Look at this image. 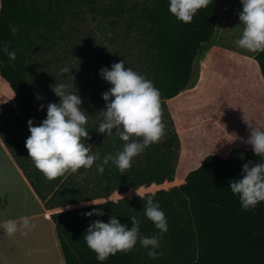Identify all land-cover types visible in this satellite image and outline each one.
Returning a JSON list of instances; mask_svg holds the SVG:
<instances>
[{"label":"trees","instance_id":"1","mask_svg":"<svg viewBox=\"0 0 264 264\" xmlns=\"http://www.w3.org/2000/svg\"><path fill=\"white\" fill-rule=\"evenodd\" d=\"M86 14L99 18V25L108 26L113 36L110 37L106 29L103 31L117 47L115 54L96 61L98 68L90 77L88 88L96 81L102 89L108 90L111 85L102 79L100 70L125 60L126 68L145 75L160 90L165 130L162 138L135 156L131 167L124 172L109 161L102 174L94 163L91 168L69 170L49 180L36 168L25 147L30 136L28 125L21 134L11 126L10 116L0 121V138L45 209L52 212L50 219L55 225L65 264H264V202L245 211L238 196L229 188L232 179L241 178L244 163L261 159L245 141L250 125L264 127V114L248 123L239 134L243 147L235 145L228 151L227 145L220 152L208 155L179 186L160 188L140 196L132 194L175 182L181 146L165 102L176 98L189 86L197 56L215 35L221 16L219 0H210L190 23L170 13L169 0H1L0 45L7 44L16 56L12 60L0 50V76L12 89L15 111L24 115V123L37 112H47L50 102H59L58 96L47 102L39 97L44 105L42 110L37 103L38 95L52 89L50 85L64 82L77 90L87 86L76 81L75 71H59L63 66L70 67L72 49L81 27L79 21ZM9 25H16L18 31L13 34ZM238 89L252 99L258 98L264 112V51L246 59ZM95 93L91 114L96 113L99 118L95 124L87 119L90 138L85 142L102 160L104 155L122 150L125 142L115 132L108 137L96 131L106 102L98 96L101 90ZM43 119L44 116L40 122ZM212 129L218 139V124L213 123ZM149 195L159 202L166 215L167 232L160 233L144 214ZM110 198L113 199L99 202L100 205L56 212L91 200ZM92 208H102L105 214L83 215ZM113 215L129 227L132 226L131 216L135 215L143 235L160 234L158 251L163 255L150 258L148 250L137 242L130 251L117 252L103 262L97 261L96 253L87 246L83 236L93 221L108 222Z\"/></svg>","mask_w":264,"mask_h":264},{"label":"clouds","instance_id":"2","mask_svg":"<svg viewBox=\"0 0 264 264\" xmlns=\"http://www.w3.org/2000/svg\"><path fill=\"white\" fill-rule=\"evenodd\" d=\"M209 3L210 0H169V11L178 20L190 23L198 10L207 7ZM241 4L242 10L238 15L243 30L235 43L249 51H264V0H241ZM9 28L13 34L18 31L16 25H9ZM0 50L10 59H15L16 52L10 51L7 44L0 45ZM71 70L67 65L59 69L62 73L72 72ZM100 76L111 87L102 93L106 105L100 111L103 119L96 131L105 133L108 137L115 132L125 142L123 148L115 154L104 155L101 160L99 153L93 152L92 146L85 142L89 138L86 128L88 113L81 107L83 101L79 91L74 85L64 82L50 85L59 97V102L47 105L46 118L40 123L28 120L30 136L25 141L29 157L49 180L62 176L69 170L76 172L82 167L91 168L94 163L96 170L102 174L109 161L124 172L131 167L135 156L164 135L161 93L152 80L131 67L126 68L125 60L114 62L110 68L103 67ZM70 88L74 90H69ZM43 108L44 105H41V110ZM245 142L261 159L258 162L244 163L241 178L232 179L229 188L247 211L264 202V127L250 125V134ZM136 193L141 195V192ZM88 203L100 205L94 200ZM143 211L160 233L167 232L166 215L152 195L147 197ZM104 214L102 208H92L83 213L86 217ZM131 221L132 226L129 227L113 215L108 222L97 219L89 225L83 238L87 246L96 253L97 261L103 262L109 255L117 252L130 251L137 242L148 250L150 258L163 255L158 251L161 246L160 234L143 235L140 221L135 215L131 216ZM0 227L7 235L12 236L17 232L27 235L35 225L30 216L23 215L0 222Z\"/></svg>","mask_w":264,"mask_h":264},{"label":"rangeland","instance_id":"3","mask_svg":"<svg viewBox=\"0 0 264 264\" xmlns=\"http://www.w3.org/2000/svg\"><path fill=\"white\" fill-rule=\"evenodd\" d=\"M219 9L221 16L215 35L208 44L203 45L197 56L189 86L176 98L165 102V108L172 117L181 146L175 182L137 192L148 193L160 188L179 186L184 177L191 170L196 169L208 155L220 152L227 145L228 151L235 145L243 147L239 134L245 131L248 123L254 122L259 115L264 114L259 107L258 98L254 96L252 99L250 95L238 89L244 76L246 59L254 58L259 52L249 51L235 43L243 30V24L238 15L242 10L241 0H219ZM98 21L99 18L92 14H86L79 21L80 32L69 61L70 68L75 71L76 81L80 85L81 83L87 85L78 91L83 101L81 107L87 111L88 120L92 124L98 122L99 118L96 113L91 114L94 110L95 91L101 90L98 96L102 98V93L107 90L102 89L96 81L88 88L89 79L97 71L96 61L115 54L117 49L105 35L109 34L108 26L105 28V25H99ZM104 29L107 30L106 33ZM109 36L113 35L109 34ZM14 96L8 83L0 76V110L2 111L0 121L5 116H10L11 126L22 134L28 123L23 122L24 115L15 111ZM55 96L52 89L38 95L44 102L53 100ZM46 115L47 112H37L33 119L38 124L42 116L46 118ZM213 123L218 124L220 129L218 139L213 136ZM7 134L12 137L11 133ZM0 159L3 162V174L2 177L0 176V220L28 215L34 217L32 223L35 225L27 235L17 232L12 236L7 235L0 227L4 252L3 264H7L10 260L13 264H62L60 246L55 244L49 224L40 216L42 212L43 215L49 216L52 212L46 213L43 209L41 211L40 205L25 186L16 166L1 149ZM111 199L113 198L96 202ZM87 205L90 203L73 205L56 212Z\"/></svg>","mask_w":264,"mask_h":264},{"label":"crops","instance_id":"4","mask_svg":"<svg viewBox=\"0 0 264 264\" xmlns=\"http://www.w3.org/2000/svg\"><path fill=\"white\" fill-rule=\"evenodd\" d=\"M0 149L6 154V156L8 157V159L14 164V166H16L18 172L20 173L21 178L23 179V182L25 184L26 187H28L29 192H31L30 194L32 195L33 199H35V201L40 205L41 211L42 209L47 213L48 210L45 209L43 203L40 201V199L37 197V195L35 194V192L33 191L32 187L30 186L28 180L26 179V177L24 176L23 172L20 170V168L18 167V165L16 164L15 160L13 159V157L11 156V154L9 153V151L7 150L6 146L4 145L2 139L0 138ZM2 159H0V176L2 177L3 174V169H2ZM79 205V204H78ZM5 207L2 205V209H4ZM65 209V208H63ZM60 210V209H59ZM41 217L45 218L46 222L49 224L48 226H50L53 237H54V241L55 244L58 246H60L59 244V239L57 236V232L55 230V225L53 224V222L50 219V216L48 214L43 215V212L40 214ZM33 217V216H30ZM32 220H34V217L32 218ZM4 220H0V222H2ZM56 232V234L54 235V233ZM3 243H2V238H1V234H0V264H3V256H4V252H3ZM37 251H39V249H36ZM61 250V249H60ZM62 255V252H60ZM20 254V252L18 253V255ZM60 256V254H59ZM61 258V263L65 264L63 256L60 257ZM7 264H13L12 260L7 261Z\"/></svg>","mask_w":264,"mask_h":264}]
</instances>
